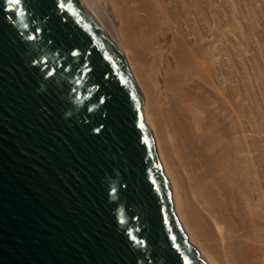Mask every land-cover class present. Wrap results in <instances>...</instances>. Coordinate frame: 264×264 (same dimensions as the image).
<instances>
[{
    "label": "water",
    "instance_id": "obj_1",
    "mask_svg": "<svg viewBox=\"0 0 264 264\" xmlns=\"http://www.w3.org/2000/svg\"><path fill=\"white\" fill-rule=\"evenodd\" d=\"M143 103L79 0H0V264H208Z\"/></svg>",
    "mask_w": 264,
    "mask_h": 264
},
{
    "label": "bare ground",
    "instance_id": "obj_2",
    "mask_svg": "<svg viewBox=\"0 0 264 264\" xmlns=\"http://www.w3.org/2000/svg\"><path fill=\"white\" fill-rule=\"evenodd\" d=\"M79 1L122 52L144 97L190 243L208 264H264V126L241 70L247 59H239L244 11L229 17L221 0ZM248 2L254 25L264 8Z\"/></svg>",
    "mask_w": 264,
    "mask_h": 264
},
{
    "label": "rangeland",
    "instance_id": "obj_3",
    "mask_svg": "<svg viewBox=\"0 0 264 264\" xmlns=\"http://www.w3.org/2000/svg\"><path fill=\"white\" fill-rule=\"evenodd\" d=\"M231 1V2H230ZM234 0H221V3L223 4V7H224V10H225V13H227V16H233V15H237V13L239 14L242 10L245 12V14H247V16H248V14H249V12L251 11L250 10V8L248 7L249 5H248V0H246L247 1V3H246V1H245V4H244V0H241V2H239L238 4L240 5V6H238V4L236 5V3L238 2L237 0H235L234 2H233ZM254 1V3L256 4V3H258V4H260L261 5V9H262V7L264 8V6H263V4H264V1L263 0H253ZM243 2V3H242ZM235 3V4H234ZM232 4V5H231ZM246 5H248L247 7L249 8V9H247V7H246ZM257 5V4H256ZM231 7V8H230ZM236 7L238 8L239 7V11L240 12H238L237 11V9H236ZM241 7L243 8V9H241ZM247 9V10H246ZM235 10V12L234 13H231V12H233ZM260 10V9H259ZM248 11V13H246ZM244 12H243V14H242V12L237 16L238 18V22L240 23V19L242 18H244L245 17V14H244ZM230 15H229V14ZM241 14H242V16H241ZM261 14V18L259 17V20L253 25V22L251 21V20H253L252 18H251V20H250V17L248 16V18H247V16H246V18L248 19H244L245 21H246V26L245 25H243L242 23V21H241V24L242 25H239V23H238V30H237V32L239 31L240 33H241V35H240V33H237L238 34V36H239V38H240V40H241V42H240V44H239V47L238 48H241L242 46V48L241 49H243L244 47V49H246V50H242V52L240 51L239 52V59H242V61H245L244 59H247L246 60V62L244 63H242V61L240 60V62L243 64L242 65V67H241V70L243 69H245V71H243V73L245 74H247V76H246V78L244 79V80H246L245 82H246V84L248 83H250L251 82V87H252V85H253V87L255 88V89H253V94L254 93H256V94H254L255 96H254V98H255V100H254V106L256 107V105H257V107H258V109L257 110H255L256 111V114L258 115H261L260 117L258 116V121L260 122V118L262 117V120H261V122L263 123H261V126H260V123L258 124L260 127H262V125L264 126V100H262V99H264V91H263V89H264V71H262V69H264V65H262V64H260L261 63V59L260 58H263L264 59V57L262 56L261 57V54L262 53H264V46H263V42H264V33H263V31H264V9L262 10V13H260ZM236 15L234 16L235 18H236ZM243 15H244V17H243ZM234 17H232V18H234ZM241 17V18H240ZM263 18V19H262ZM241 19V20H242ZM243 20V21H244ZM250 20V21H249ZM247 21H248V23H247ZM260 22V24H258ZM257 24V25H256ZM250 25V26H249ZM257 27H256V26ZM249 26V29H247V27ZM255 26V27H254ZM244 28V29H243ZM248 30H246V29ZM241 30H243V32L241 31ZM245 30L247 31V32H245ZM261 31V32H260ZM243 33H246V34H243ZM245 36V39H244V41L245 42H249V43H245L244 41H243V38L241 39V37H243V36ZM250 35V36H249ZM248 36V37H247ZM263 38H262V37ZM260 37V38H259ZM249 39V40H248ZM252 40H253V42H252ZM263 40V41H262ZM258 41V42H257ZM258 43H260V44H258ZM243 44V45H242ZM246 44V45H245ZM254 45V46H253ZM258 45V46H257ZM241 46V47H240ZM251 47V48H250ZM241 49H239V50H241ZM262 51H261V50ZM244 52H245V55H244ZM254 52V53H253ZM258 52V53H257ZM243 55H242V54ZM246 53H247V58H245L246 57ZM260 53V54H259ZM244 56V57H242V56ZM241 57V58H240ZM260 59V60H259ZM262 63L264 64V60H262ZM246 64V65H245ZM244 66V67H243ZM246 67V68H245ZM248 67V68H247ZM252 67V68H251ZM261 69V67H263L262 69H261V72H259L260 71V69ZM254 69V70H253ZM247 70H249V72L247 71ZM247 71V72H246ZM255 71V72H254ZM242 72V71H241ZM254 72V73H253ZM242 73V74H243ZM245 74V75H246ZM249 74V75H248ZM262 75V76H261ZM242 76L243 75H241V78H242ZM257 76V77H256ZM245 77V76H244ZM247 77H249V78H247ZM262 79V80H261ZM242 80H243V78H242ZM244 80H243V82H244ZM252 80V81H251ZM258 81V82H257ZM262 82V83H261ZM252 83H254V84H252ZM250 85V84H249ZM255 91V92H254ZM260 95V96H259ZM257 103V104H256ZM259 106H261V107H259ZM259 112V113H258ZM263 129H264V127H262Z\"/></svg>",
    "mask_w": 264,
    "mask_h": 264
},
{
    "label": "snow or ice",
    "instance_id": "obj_4",
    "mask_svg": "<svg viewBox=\"0 0 264 264\" xmlns=\"http://www.w3.org/2000/svg\"><path fill=\"white\" fill-rule=\"evenodd\" d=\"M10 2H13V0H10ZM21 2V0H14V3H16V4H19ZM61 6H63V5H61ZM30 38H32V39H35V37H30ZM53 74V71H49L48 73H46V75H52ZM113 191H115V190H113Z\"/></svg>",
    "mask_w": 264,
    "mask_h": 264
}]
</instances>
